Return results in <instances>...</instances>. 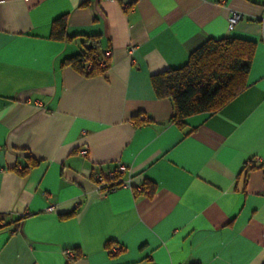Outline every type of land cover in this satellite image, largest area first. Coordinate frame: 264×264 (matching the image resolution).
<instances>
[{
    "label": "crops",
    "instance_id": "1",
    "mask_svg": "<svg viewBox=\"0 0 264 264\" xmlns=\"http://www.w3.org/2000/svg\"><path fill=\"white\" fill-rule=\"evenodd\" d=\"M65 14L72 38L54 39ZM263 16L264 0H0V264H263ZM87 36L106 76L63 64ZM225 36L256 43L247 87L180 128L152 75Z\"/></svg>",
    "mask_w": 264,
    "mask_h": 264
},
{
    "label": "trees",
    "instance_id": "2",
    "mask_svg": "<svg viewBox=\"0 0 264 264\" xmlns=\"http://www.w3.org/2000/svg\"><path fill=\"white\" fill-rule=\"evenodd\" d=\"M68 18L65 14L52 22V38L59 40L72 38L67 33ZM89 40L92 42L90 46H86ZM81 43L84 51L66 59L63 64L72 66L85 77L106 76L108 66L100 65L102 55L99 37L87 36ZM255 50L256 43L252 40L230 36L219 39L208 38L191 51L189 60L184 66L166 69L152 75L151 81L156 96L171 100L173 107L171 121L183 128L188 117L216 112L239 95L247 87ZM133 119L138 124L142 123L139 115ZM28 163L21 174H27L29 168L37 162L30 160ZM120 177V174L115 175L114 180L118 183L113 184V179L108 181L110 185H115L111 187L112 189L122 184ZM148 193L152 195L154 187L149 188ZM72 214L74 211L65 216ZM20 220L21 218L14 223Z\"/></svg>",
    "mask_w": 264,
    "mask_h": 264
},
{
    "label": "built area",
    "instance_id": "3",
    "mask_svg": "<svg viewBox=\"0 0 264 264\" xmlns=\"http://www.w3.org/2000/svg\"><path fill=\"white\" fill-rule=\"evenodd\" d=\"M243 17L242 13H240L239 11H233L231 16L228 19V28L231 30L234 28V26L240 21V19ZM263 20H264V16H263ZM134 47H131L129 49V52H133ZM110 51L109 50H105L103 52V56L102 59L100 61V65L102 67H107L109 62H108V58L110 57ZM90 67V66H89ZM88 153V149L87 147H84L83 149H81V154L82 155H87ZM252 161V160H251ZM257 161H261L260 158H257ZM125 171V167L123 165H118L117 168L115 170L109 171L106 174L103 173H97L95 175V181L98 184V187L102 190H105L107 192L111 191L113 186L115 185H110L111 183H108L109 180H112V183H118L117 180H114L115 175L116 174H121ZM48 210H52V207H48ZM119 247H116L115 250H119Z\"/></svg>",
    "mask_w": 264,
    "mask_h": 264
}]
</instances>
